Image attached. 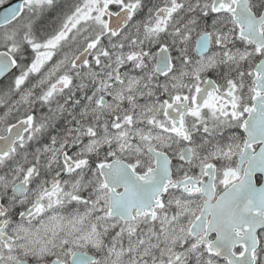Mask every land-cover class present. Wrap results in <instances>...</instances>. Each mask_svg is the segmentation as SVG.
Returning a JSON list of instances; mask_svg holds the SVG:
<instances>
[{
	"label": "snow or ice",
	"instance_id": "snow-or-ice-1",
	"mask_svg": "<svg viewBox=\"0 0 264 264\" xmlns=\"http://www.w3.org/2000/svg\"><path fill=\"white\" fill-rule=\"evenodd\" d=\"M0 264H264V0H0Z\"/></svg>",
	"mask_w": 264,
	"mask_h": 264
}]
</instances>
